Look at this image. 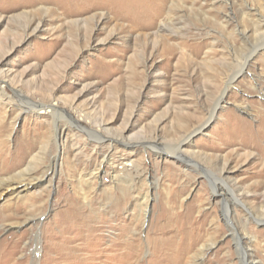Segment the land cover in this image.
I'll return each mask as SVG.
<instances>
[{"label":"rangeland","instance_id":"obj_1","mask_svg":"<svg viewBox=\"0 0 264 264\" xmlns=\"http://www.w3.org/2000/svg\"><path fill=\"white\" fill-rule=\"evenodd\" d=\"M139 1L0 0V264H264V0Z\"/></svg>","mask_w":264,"mask_h":264},{"label":"bare ground","instance_id":"obj_2","mask_svg":"<svg viewBox=\"0 0 264 264\" xmlns=\"http://www.w3.org/2000/svg\"><path fill=\"white\" fill-rule=\"evenodd\" d=\"M112 0H104L103 2H105L104 4H100L98 2H95V0H68V5L64 6L63 9L64 11H62V13H58L57 15L58 16H63V18H68V17H71V16H75V9L77 8V6H84L85 7V14L86 15H89L91 13H93L92 15H89L87 20H92L94 19L95 16L98 15V12L99 11V8H102L103 5H106V4H109ZM167 0H141L139 1V3L137 4V11L138 12H142V14H148V12H152L154 10V4L158 5V4H162L164 5L165 2ZM148 3L149 7L146 8L145 7V4ZM152 5H154L152 7ZM125 10H127V7L125 8ZM155 11V10H154ZM142 16V15H141ZM87 20H84V30H88L89 28V24L87 22ZM68 23H72V24H75L76 26L78 27H81L80 23L78 20H72V21H68ZM40 28V26H38V28H36L37 30ZM247 65H243L241 67V69L238 70V72H244L245 71V68H246ZM3 76V73L0 72V77ZM4 77V76H3ZM235 77V75L233 76V78ZM41 112L40 113H49V112H53V111H56L57 110V106L55 104H45V105H42L41 107ZM101 126V125H100ZM99 126V129L101 128L102 129V126L100 127ZM98 131V130H97ZM116 139V138H115ZM132 143V142H131ZM126 166V165H125ZM28 186V185H26ZM254 264H256V262H253Z\"/></svg>","mask_w":264,"mask_h":264},{"label":"water","instance_id":"obj_3","mask_svg":"<svg viewBox=\"0 0 264 264\" xmlns=\"http://www.w3.org/2000/svg\"><path fill=\"white\" fill-rule=\"evenodd\" d=\"M240 75V74H239Z\"/></svg>","mask_w":264,"mask_h":264}]
</instances>
